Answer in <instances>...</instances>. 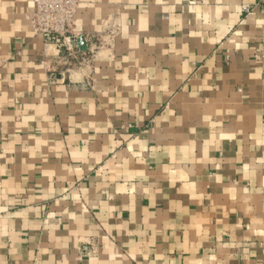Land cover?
I'll return each instance as SVG.
<instances>
[{
    "label": "crops",
    "instance_id": "0c3cea01",
    "mask_svg": "<svg viewBox=\"0 0 264 264\" xmlns=\"http://www.w3.org/2000/svg\"><path fill=\"white\" fill-rule=\"evenodd\" d=\"M32 9L0 0V264H264V0H80L71 55Z\"/></svg>",
    "mask_w": 264,
    "mask_h": 264
},
{
    "label": "built area",
    "instance_id": "2783aa9c",
    "mask_svg": "<svg viewBox=\"0 0 264 264\" xmlns=\"http://www.w3.org/2000/svg\"><path fill=\"white\" fill-rule=\"evenodd\" d=\"M29 15L32 32L44 44L72 54L75 37L72 33L78 0H31Z\"/></svg>",
    "mask_w": 264,
    "mask_h": 264
},
{
    "label": "water",
    "instance_id": "95a60500",
    "mask_svg": "<svg viewBox=\"0 0 264 264\" xmlns=\"http://www.w3.org/2000/svg\"><path fill=\"white\" fill-rule=\"evenodd\" d=\"M76 45H77V47H78L80 50H82V51L85 50V45H84V43H83L82 38H78V39H76Z\"/></svg>",
    "mask_w": 264,
    "mask_h": 264
},
{
    "label": "rangeland",
    "instance_id": "374dc122",
    "mask_svg": "<svg viewBox=\"0 0 264 264\" xmlns=\"http://www.w3.org/2000/svg\"><path fill=\"white\" fill-rule=\"evenodd\" d=\"M79 4H80V0H78L77 9H78V7H79ZM72 33H73V30H72Z\"/></svg>",
    "mask_w": 264,
    "mask_h": 264
}]
</instances>
